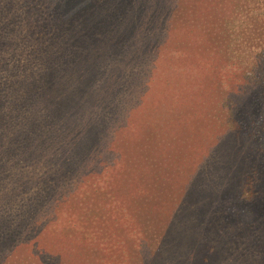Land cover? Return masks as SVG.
<instances>
[{
    "label": "trees",
    "instance_id": "trees-1",
    "mask_svg": "<svg viewBox=\"0 0 264 264\" xmlns=\"http://www.w3.org/2000/svg\"><path fill=\"white\" fill-rule=\"evenodd\" d=\"M93 1L101 8L91 13ZM96 1L0 0V264H15V250L28 245L40 264H67L60 254L40 248L45 224L85 178L104 173L101 164L110 160L118 121L140 103L151 75L145 57L156 53L151 49L157 30L177 5V0ZM259 3L262 13L264 0ZM15 15L20 22L16 25ZM15 36L34 41L16 57ZM261 66L251 68L247 78L254 79L261 96L259 122L264 127V60ZM242 95L240 107L249 112L254 105L248 102V90ZM226 123L229 131L211 154L212 167L190 184L163 233L144 240L141 248L131 244L132 264H238L232 261L235 257L241 264H264V217L257 230L242 225L257 234L248 245L251 252L245 253L249 258L225 254L221 241L202 250V215L215 223L221 212L230 211L228 201H247L252 211L264 206L256 180L264 156L252 165L245 163L252 153L263 154L264 128L247 131L232 115ZM238 177L242 182L235 189ZM110 213L95 210L85 215L83 224L85 240L92 229L98 238L107 225L101 235L109 258L114 255L110 248L116 247L107 240L113 229L108 222L120 221ZM226 251L233 249L227 246Z\"/></svg>",
    "mask_w": 264,
    "mask_h": 264
},
{
    "label": "rangeland",
    "instance_id": "rangeland-1",
    "mask_svg": "<svg viewBox=\"0 0 264 264\" xmlns=\"http://www.w3.org/2000/svg\"><path fill=\"white\" fill-rule=\"evenodd\" d=\"M259 1L177 0L175 10L170 8L162 29L157 30L159 36L151 49L156 53L145 57L151 75L140 103L118 121L110 160L101 164L104 173L85 178L76 192L57 204L55 218L45 224L40 248L60 254L67 264H98L101 260L103 264H132L135 253L131 244L141 248L144 240L163 233L190 184L212 167L211 154L220 148L229 131L227 118L232 115L247 131L263 127L259 122L261 96L254 79L247 78L251 68L261 66L264 60L260 58L264 6L261 13ZM100 8L93 1L91 13ZM16 18L15 25L20 23ZM45 24H41V31ZM23 27L19 29L26 32ZM19 29L15 28L16 32ZM31 29L39 35L37 27ZM32 40L19 41L15 36V57L21 48L33 45ZM245 89L250 94L248 102L254 105L249 112L240 107ZM263 156L264 152L252 153L245 163L252 165ZM258 167L256 180L264 192V167ZM241 182L236 178L234 188ZM227 204L232 206L230 211L221 212L215 223L207 215L198 220L203 224L198 227L204 234L202 250L207 252L211 243L221 241L233 249L228 252L225 247V254L249 258L245 253L251 252L253 247L248 245L257 234L242 225L257 230L255 225L264 217V206L252 211L247 201ZM105 208L120 220L108 222L113 229L107 240L116 247L110 248L114 254L110 258L107 251L103 252L106 239L101 235L107 225L99 229L98 238L95 229L86 240L83 236L85 215ZM82 258H86L85 263ZM238 260L235 257L232 261L241 264ZM15 264L40 263L28 245L15 250Z\"/></svg>",
    "mask_w": 264,
    "mask_h": 264
}]
</instances>
